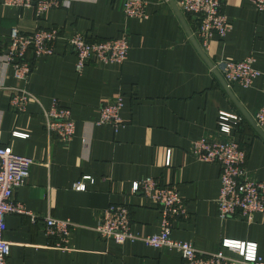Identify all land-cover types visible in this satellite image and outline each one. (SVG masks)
<instances>
[{
	"label": "crops",
	"instance_id": "obj_1",
	"mask_svg": "<svg viewBox=\"0 0 264 264\" xmlns=\"http://www.w3.org/2000/svg\"><path fill=\"white\" fill-rule=\"evenodd\" d=\"M146 1L145 18H126L124 0H63L62 6L37 18L34 8L23 10L0 0V53L14 26L23 32L61 29L55 53L36 58L28 80L15 78L13 70L0 63L6 85L24 87L39 98L18 114L10 108L9 91L0 89V145L34 159L14 199L37 216L33 223L27 214L7 215L8 264H184L175 249L142 241L120 244L94 229L105 208L126 202L139 234L159 232V205L140 191L131 194L132 183L146 177L175 184L184 197L187 216L175 221L173 238L190 241L202 252L220 249L223 238L256 242L264 259V213L252 220L241 215L221 219L220 165L202 161L192 151L194 140L227 137L219 130V112L245 115L194 46L169 0ZM220 1L231 29L222 38L214 37L204 51L213 62L254 56L261 74L250 86H231L244 112L254 118L264 107V12L256 10L253 0ZM184 16L196 37L192 17ZM75 32L92 39L127 32L128 58L122 64L89 62L78 73L77 56L68 43ZM118 95L124 99L122 124L116 129L97 124L100 105ZM53 99L70 108L75 120L76 132L68 142L44 129L42 108H50ZM14 130L29 135L15 136ZM231 137L247 152L249 175L264 182V137L246 117ZM83 176L91 179L85 181V190H76ZM48 214L76 224L72 248L52 245L43 222ZM222 250L229 257L227 264H246L237 252Z\"/></svg>",
	"mask_w": 264,
	"mask_h": 264
},
{
	"label": "built area",
	"instance_id": "obj_2",
	"mask_svg": "<svg viewBox=\"0 0 264 264\" xmlns=\"http://www.w3.org/2000/svg\"><path fill=\"white\" fill-rule=\"evenodd\" d=\"M4 5L23 10L34 8L35 16L41 18L49 9L63 5V0H2ZM255 8L264 12V0H253ZM177 5L184 14L194 21L196 39L204 50L209 48L214 37H224L231 29L230 21L222 10L220 0H177ZM146 0H124L122 10L126 18L147 17ZM61 35L60 27L37 28L32 32H23L18 26L11 28L9 41L4 52L0 53V63L4 69L11 68L19 80H28L34 66V60L41 56L55 53L56 41ZM70 47L77 56L76 70L81 73L89 62L96 64H122L130 50L129 34L122 37L92 39L85 33L75 32L69 39ZM254 56L237 60L227 58L213 62L228 86L239 83L250 86L261 71L254 66ZM0 89L9 91L10 108L22 114L27 111L30 102H39L36 94L24 87L8 86L0 78ZM123 96L118 95L106 100L99 107L97 124H110L118 128L123 120L120 110ZM44 129L49 136L56 135L62 141H70L76 132V123L70 108L60 105L53 99L50 108H42ZM254 121L264 128V107L260 108ZM245 121V116L221 111L218 115L219 130L225 139H197L192 143V151L205 162H217L220 165L221 186L217 198L221 219L241 215L252 220L256 213H264V182L252 178L247 171V152L244 147L231 137L232 130ZM15 136L27 137L29 134L14 130ZM34 159L17 153L10 145H0V264H8L11 253L10 242L4 238L7 229L6 217L11 213L27 214L33 223L37 216L27 210L22 203L14 199L15 190L25 184L31 172ZM171 163V149L166 152L165 164ZM83 176L74 185L76 190L86 189ZM142 192L147 198L159 205L161 225L157 233L141 235L133 226L131 206L126 202L111 203L103 210L102 218L94 229L104 238L117 243L142 241L154 248L177 250L184 264H227L229 257L222 249L237 252L246 264H264L258 254L256 242H247L231 238L221 240V248L213 252H202L192 242L173 238L172 230L177 218L187 216L184 197L175 184H160L155 178L146 177L132 183L131 194ZM47 235L53 239L54 246L61 249L72 248L70 235L75 229L69 219L54 217L50 214L43 218Z\"/></svg>",
	"mask_w": 264,
	"mask_h": 264
},
{
	"label": "water",
	"instance_id": "obj_3",
	"mask_svg": "<svg viewBox=\"0 0 264 264\" xmlns=\"http://www.w3.org/2000/svg\"><path fill=\"white\" fill-rule=\"evenodd\" d=\"M170 4L172 5L173 9L175 10L177 16L180 18L181 22L183 23L184 27L186 28L191 41L193 42L194 46L196 47V49L198 50V52L201 54V56L206 60V62L209 64L210 68L212 69V71L218 76V78H220L225 90L228 92L229 96L231 97V99L236 103V105L241 109V111L243 112V114L245 115V117L251 122V124L256 128L257 132L264 137V131L262 130V128L254 121L253 118H251L248 114H246L244 112V110L242 109L240 103L238 102V100L235 98V96H233L232 91H231V87L228 86L227 82L225 81L224 77L222 76V74L220 73V71H218L217 68L214 67L213 61L208 57V55L205 53V51L201 48L200 44L198 43L196 37L194 36L192 30L189 28L186 20H185V16L182 13V11L180 10V8L178 7L177 3L175 0H169Z\"/></svg>",
	"mask_w": 264,
	"mask_h": 264
}]
</instances>
